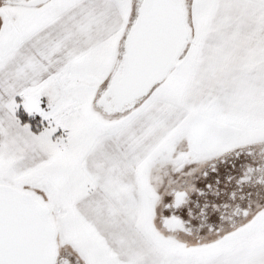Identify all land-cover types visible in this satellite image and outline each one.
Masks as SVG:
<instances>
[{
  "label": "snow or ice",
  "instance_id": "snow-or-ice-1",
  "mask_svg": "<svg viewBox=\"0 0 264 264\" xmlns=\"http://www.w3.org/2000/svg\"><path fill=\"white\" fill-rule=\"evenodd\" d=\"M0 264H264V0H0Z\"/></svg>",
  "mask_w": 264,
  "mask_h": 264
}]
</instances>
